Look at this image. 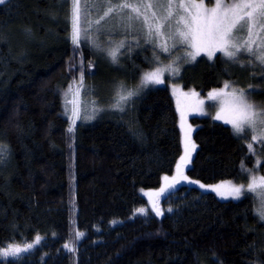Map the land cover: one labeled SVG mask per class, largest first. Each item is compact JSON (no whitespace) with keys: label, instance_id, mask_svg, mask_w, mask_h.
I'll list each match as a JSON object with an SVG mask.
<instances>
[{"label":"trees","instance_id":"trees-1","mask_svg":"<svg viewBox=\"0 0 264 264\" xmlns=\"http://www.w3.org/2000/svg\"><path fill=\"white\" fill-rule=\"evenodd\" d=\"M71 11V0L0 4V252L40 239L32 252L0 256V264H264L255 193L223 201L181 185L163 200V217L137 213L148 206L141 191L161 187L183 156L175 100L168 86L136 90L153 69L150 48L123 53L125 71H111L90 45L73 42ZM232 65L221 53L200 57L179 81L202 96L226 82H257ZM104 78L137 94L72 126L64 91L82 79L106 107L116 99ZM261 83L255 95L262 107ZM190 121L197 146L191 179L247 185L250 173L264 172L263 154L256 152L257 166L248 139L230 126L210 117Z\"/></svg>","mask_w":264,"mask_h":264},{"label":"rangeland","instance_id":"rangeland-1","mask_svg":"<svg viewBox=\"0 0 264 264\" xmlns=\"http://www.w3.org/2000/svg\"><path fill=\"white\" fill-rule=\"evenodd\" d=\"M7 1L5 0V2ZM179 2L180 0H174L171 9L172 15L168 18V0H80L78 43L81 41L90 45L97 54V58L101 60V65H106L107 68L112 69L111 71L117 70L119 72L125 71V63L123 60L121 61L120 55L125 53L126 56L131 58L132 54L138 50V45H143L142 49L150 48L153 69L143 73L136 90L141 92L146 88L168 86L179 113L184 148L183 156L175 173L163 177L161 187L141 191L142 195L148 200V206L140 208L137 213L145 215L151 211L155 215L163 217L165 214L163 200L181 185L194 186L203 192L214 193L223 201H237L243 198L247 192L255 193L261 213L264 211V205H262V200H264V172L250 173V181L247 185L235 181L205 184L191 179L187 175V170L191 167L197 150V146L193 141L195 127L191 124L190 118L193 116L210 117L230 126L235 132L233 124L242 123L248 115L247 110L243 109L237 102V97L242 98L246 104L251 105V112L255 113L251 116L255 125L254 131H250L245 127V130L239 135L248 139V146L251 144L250 150L257 159L256 165L260 166V158L256 152L263 154L261 159L264 161V125L261 124V121L264 120V106H257L263 99L259 98L257 94L255 95V92L262 91L261 82L264 81V63L257 59V56L264 55V18L257 14L259 9L253 13L250 20L246 17V13L251 9L237 10L236 14L244 16L245 19L239 21L231 31V39L226 50L234 51L232 45H235L236 48H239V51L236 52L234 58L230 59L220 50L222 45L218 41L209 40L206 35L198 36L196 39L188 36L185 40H181L176 35L177 30L187 32L184 22L176 23L180 15L184 16L185 21H189L192 16H197L203 27L204 21L210 19L211 10L216 6L215 3L211 0H183L187 8L185 12L177 10L176 4ZM217 2L223 6L239 4L242 3V0H217ZM253 2L258 4L259 0H253ZM123 4L130 7H119ZM148 4H151L152 7L148 8ZM86 5L88 6L87 10ZM199 5H203V7H197ZM109 6L113 8V11L101 19ZM133 9H136V11H133ZM222 11H227V9L222 7L217 10V14ZM228 15L231 17L232 13L229 12ZM129 17H132V19L130 20ZM145 17H147V20H145ZM241 25H245L244 30H241ZM248 29H250V35ZM149 30H151V35L148 34ZM193 44H195V47H193ZM247 48H250L251 51H245ZM113 51L116 53L115 60L110 55ZM218 53L223 54L231 63L233 61L236 65H243L246 71L249 70L250 73L255 75L257 82L243 86H240L243 82L237 80L226 82L227 88L224 85L222 88L212 90L207 96L200 95L195 89H184L179 79L185 65L196 61L200 57L213 59ZM149 59L151 60V58ZM149 59L147 61H150ZM236 65L232 66L237 67ZM153 73L154 76L145 80L146 75ZM105 76H107L106 73L103 74V77ZM106 81L107 85L113 88L112 93L114 92L113 96L116 99L115 101L107 100V104L111 105L106 107L100 103L94 91L85 89L82 79L70 85L64 91V110L72 126H75L82 119L91 121L106 109L124 106L126 100L121 101L119 97L126 95L127 90H131V88L125 89L123 92L122 87L120 89L117 82L113 83V79L104 78L101 82L105 83ZM99 86H101L100 83ZM99 95H101V92ZM100 97L103 98L102 95ZM253 136L256 138L252 139ZM250 185L252 191H248ZM237 187L241 188L239 198H236L237 194L234 192V188ZM82 236L80 234V237ZM39 240L37 239L25 245H9L2 252L14 250L17 254L2 257L12 259L26 255L37 247ZM30 245L31 247H29ZM22 249L27 250L22 251Z\"/></svg>","mask_w":264,"mask_h":264},{"label":"snow or ice","instance_id":"snow-or-ice-1","mask_svg":"<svg viewBox=\"0 0 264 264\" xmlns=\"http://www.w3.org/2000/svg\"><path fill=\"white\" fill-rule=\"evenodd\" d=\"M211 2L215 3V7L211 10V15L210 19H206L204 21L203 27L201 26L200 20L197 16H192L189 21H185V18L183 15H180L176 21L177 24H180L181 22H184V27L187 29V32H182L177 30L176 35L181 39L185 40L187 39L188 36H191L192 39H196L198 36L201 35H206L209 40L212 41H218L222 47L220 50L223 52V54L230 59L234 58L236 52L239 51V48H236L235 45H232L234 51H227L226 49L229 46V41L231 39V31L232 29L239 23V21L244 20V16H239L237 15V10L238 9H251V11L246 13V17L248 20H250L253 16L254 12H257L259 9V12L257 13L261 18H264V0H259L258 4H255L253 0H242V3L239 4H233V5H221L217 0H211ZM5 3V0H0V4ZM72 3V11H71V22L73 25V35H72V40L74 43L78 42L79 38V30H78V20H79V11H80V0H71ZM174 0H168L167 3V8L169 9L168 11V18L171 17L172 12L171 9L173 7ZM119 7L121 8H127L130 7L127 4L120 5ZM148 8H151L152 5L148 4ZM197 7H203V5H199ZM227 9V11H222L219 14H217V10L221 8ZM86 10L88 6H85ZM177 10H183L187 11V8L185 7L183 0H180L178 4H176ZM113 11L112 7H108L107 11L103 13V16L101 19L104 17L108 16L110 12ZM133 11H136V9H133ZM232 13V16L229 17L228 13ZM155 15V14H153ZM131 20L132 17H129ZM145 20H147V17H145ZM99 23V21H97ZM245 25H241V30H244ZM249 35L251 34L250 29H248ZM149 35H151V30H149ZM193 47H195V44H193ZM167 50V49H165ZM245 51H251L250 48L245 49ZM110 55L112 56L113 60H115L116 53L115 51L111 52ZM193 59L195 58L194 56L192 57ZM257 59L260 60L261 63H264V55H259L257 56ZM155 74H148L145 76V80L150 79L152 76ZM228 85L225 84V88H227ZM135 94L134 90H127L126 95H121L119 97V100L123 101ZM237 102L242 106L243 109L247 110L248 115L245 117V120L242 123H235L233 124V128L235 132L239 135L245 130V127H247L250 131H254L255 125L254 121L251 119V116L255 115V113L251 112V105H248L244 102V100L240 97L236 98ZM122 110V109H121ZM261 124L264 125V120L261 121ZM71 131V129H70ZM256 137L253 136L252 139H255ZM251 144L249 145V148H251ZM2 149H0V154H2ZM203 187V185H201ZM248 191H252L251 185L248 188ZM234 192L237 194L236 198H239V194L241 192V188L237 187L234 188ZM262 205H264V200H262ZM143 211V210H141ZM169 211H171L169 209ZM260 218L264 219V211L260 213ZM31 247V245L29 246ZM27 249H22V251H26ZM17 253L16 251H4L0 252V256H15Z\"/></svg>","mask_w":264,"mask_h":264}]
</instances>
